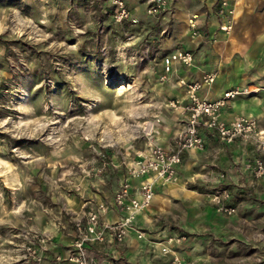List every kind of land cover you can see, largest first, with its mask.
<instances>
[{
	"label": "rangeland",
	"instance_id": "1",
	"mask_svg": "<svg viewBox=\"0 0 264 264\" xmlns=\"http://www.w3.org/2000/svg\"><path fill=\"white\" fill-rule=\"evenodd\" d=\"M106 4L0 0V264H13L28 233L66 257L77 213L111 202L132 184L131 166L163 147L164 26L144 6L137 26L117 24ZM195 160L146 230L187 240L172 255L150 250L164 264H264V193L237 192V213H220L210 196L234 185L202 167L217 154Z\"/></svg>",
	"mask_w": 264,
	"mask_h": 264
},
{
	"label": "crops",
	"instance_id": "2",
	"mask_svg": "<svg viewBox=\"0 0 264 264\" xmlns=\"http://www.w3.org/2000/svg\"><path fill=\"white\" fill-rule=\"evenodd\" d=\"M223 0H177L169 13L155 18L161 22V34H167L163 40L162 48L168 53L176 50L190 51L195 56V62L191 67H178L166 82L159 83L155 91L159 97L166 102L172 99L186 100V90L180 84L181 80L194 82L201 80L205 74L215 72L216 82L199 92L202 98L217 100L223 94L234 88H264V0H235L229 1L227 8L230 11H223ZM108 3L110 4L109 0ZM129 8L132 14L140 23L141 7H145L144 0H129ZM109 4L102 9L104 13ZM146 15V11H145ZM147 16V15H146ZM195 18L197 24V37L192 36L190 21ZM228 19L230 22H228ZM138 24L131 26L135 27ZM126 25V24H125ZM228 25V31L220 28ZM129 26V25H127ZM167 53V54H168ZM159 53H157L158 55ZM157 58H154L156 62ZM163 72V65L158 69ZM160 107L165 103L160 101ZM169 117L166 122L171 127L163 126V136L160 137L159 144L165 148L173 145L178 135L187 124V115L181 109L175 110L166 106ZM251 116L258 120L260 138L264 141V93L260 92L250 97L238 98L223 109L222 118L230 122L236 117ZM172 128V132L171 129ZM170 131V132H166ZM217 154L220 161L214 164L202 165L208 168L206 172H222L225 178L221 182H226L232 188L227 189L231 193V204L236 200L234 194L243 191H252L258 195L264 193V178L256 180L250 171L251 164L256 158L262 155L259 148V141L244 142L238 140L234 144L226 145L214 138H208L207 147L203 151H189L185 154L179 174L192 172L196 164L195 158L198 156L213 157ZM213 161V159H212ZM221 170V171H220ZM118 178H123V174ZM141 180H132L133 194L138 196V189ZM175 186V185H174ZM228 186V187H229ZM172 191V186H160L156 188V197L149 211L140 214L135 225L144 231L145 238L139 239L135 231L130 232V236L124 244H113L91 247L93 254L101 264H164L169 258H163L153 254L150 247L155 246L162 255L161 248L168 237L166 231L149 232L146 230L152 225L154 213L157 212L158 203H163L167 195ZM181 188L175 187V192H181ZM241 195H239L240 197ZM83 197L86 198L84 195ZM84 198V199H85ZM111 198V197H110ZM114 196L111 202L113 205ZM107 203V202H106ZM85 210L77 213L76 220L84 217ZM122 213L112 207L105 219L109 222L118 221ZM75 220V221H76ZM75 236V230L74 234ZM184 248V247H182ZM67 253V251H65ZM59 244H52L47 252L46 264H52L55 256L59 255ZM164 255V254H163ZM160 257V258H157ZM172 257V256H170ZM63 264H71L64 262Z\"/></svg>",
	"mask_w": 264,
	"mask_h": 264
},
{
	"label": "built area",
	"instance_id": "3",
	"mask_svg": "<svg viewBox=\"0 0 264 264\" xmlns=\"http://www.w3.org/2000/svg\"><path fill=\"white\" fill-rule=\"evenodd\" d=\"M146 4V15L158 18L167 14L177 0H144ZM229 1L223 0V11H230ZM110 4L104 14L110 16L117 24L134 26L138 19L132 14L129 8V0H109ZM232 11H230L231 13ZM195 18L190 21L192 36L197 37V24ZM228 22L230 20L228 19ZM230 27L224 25L222 31H228ZM264 39V33H263ZM195 62V56L190 51L176 50L163 57V72L160 76L161 82H166L178 67H191ZM217 79L215 72L207 73L201 80L189 82L181 80L180 84L186 90V100L172 99L167 107L181 111L187 115V124L169 148L156 146L144 160L134 163L129 169L132 180H141L138 196L133 194V187L130 183L124 186L115 194L113 205L101 203L96 207L89 208L83 218L75 222V237L73 243L67 249V256L57 255L52 264H101L91 254V247L113 244H124L135 231L139 239L145 238V233L139 229L133 220L151 207L158 185L167 186L175 184L178 180L179 170L183 163L184 156L189 151H203L207 147L208 138H214L221 143L231 145L238 140L251 142L259 141V148L262 155L256 158L250 166V171L256 180L264 178V141L261 140L258 120L251 116L236 117L230 122L222 118L223 109L230 102L238 98L250 97L264 88L251 90L250 88H234L226 91L217 100L202 98L201 90L212 86ZM79 190V188H77ZM211 200L217 207L218 212L228 216L235 215L237 208L231 205V193L227 189H219L211 194ZM115 207L123 215L115 222L105 219L110 209ZM187 238L185 236H170L161 248L164 255L174 254V248L183 245ZM50 238L47 234H25L18 254L13 256V264H46L47 252L49 250ZM175 263L179 258L175 257ZM116 264V263H111Z\"/></svg>",
	"mask_w": 264,
	"mask_h": 264
},
{
	"label": "bare ground",
	"instance_id": "4",
	"mask_svg": "<svg viewBox=\"0 0 264 264\" xmlns=\"http://www.w3.org/2000/svg\"><path fill=\"white\" fill-rule=\"evenodd\" d=\"M144 159H145V158H144ZM144 159H143V160H144ZM148 209H149V208H148ZM148 209H147V210H148ZM135 222H136V220H133V223H134V224H135Z\"/></svg>",
	"mask_w": 264,
	"mask_h": 264
}]
</instances>
